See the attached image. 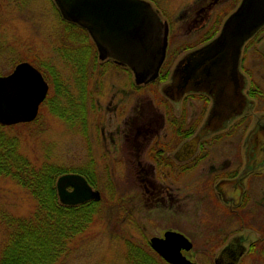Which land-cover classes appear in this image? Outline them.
<instances>
[{"label": "rangeland", "instance_id": "1", "mask_svg": "<svg viewBox=\"0 0 264 264\" xmlns=\"http://www.w3.org/2000/svg\"><path fill=\"white\" fill-rule=\"evenodd\" d=\"M52 1L0 0V75L12 71L18 61L26 59L42 67L48 73L49 80L53 81L49 100L42 105L38 120L6 131L8 135L19 137L20 152L37 165L49 161L74 170L82 169V172L87 170L96 185L90 184L100 192L101 198L83 203H94L95 207V211L86 218L84 214L76 215L73 209L69 211L74 224L69 227L68 219L64 222L70 236H67L61 246L63 250L53 257V262H49L48 258L46 261L50 264H136L134 243L142 246L147 244V238L154 232L159 233L156 226L152 228L148 219L151 210H155L154 214L160 217L158 221L166 226V210L169 206L179 204V196L169 200L170 204L166 199L158 206L157 200L150 196L137 176L138 168L132 160L135 158L132 154L134 149L124 146L120 151H109L108 147L112 146L106 143V137L110 140L112 132L117 137L120 129L126 127L125 119L131 120L134 111L123 112L124 114L113 118L108 115L111 111L106 113L103 107L106 105L107 110L113 108L115 111L117 105H120L117 104L120 103L119 98L124 93L129 94L131 99L122 104H129V107L136 101L135 98L140 101L153 98L158 104L159 99L164 98L161 92L164 83L155 82V85L140 89L138 92L142 96H139L131 90L134 88V75L131 71L116 66L111 60L101 61L98 54L96 59L93 52L90 51L89 54L85 50L87 48L82 41L74 42L73 37L69 42L70 52H67L68 39L65 33L62 34V16L58 14ZM157 1L158 5L153 1L151 3L158 9L162 20L170 24L167 59L172 72L187 53L209 42L200 40L217 26L218 21L221 22V29L223 22L237 9L241 0H223V4H214V0ZM75 49L80 54L82 52V61L88 58V62L94 65L91 64L93 74L87 88L78 83ZM253 59L254 72L251 76L256 80L257 76L263 75L264 70L260 69L264 67V58L255 56ZM256 81L259 82L260 89L264 88L263 81ZM58 85L61 93L56 92ZM197 101V110L201 112L205 109V100ZM75 103L80 106L76 108ZM257 109L260 111L261 107ZM187 110L189 112L191 108L188 106ZM60 112H67V115L70 113L72 118L65 120L57 114ZM188 112L187 116L190 114ZM206 117L201 119L200 124L205 123ZM220 143L219 150L222 152L230 145H242L238 137L233 143L224 140ZM184 194L189 197L191 193L184 191ZM36 203V199L15 179L0 175V248L2 244L8 247L9 242L11 243L9 238L15 228L13 224L17 221L14 219L32 216L36 211ZM80 204L67 206L76 207ZM195 209V202L188 200L186 211L189 217L195 215ZM180 226L195 239L194 233L190 231L193 229L191 222ZM38 233L39 231H35V236ZM167 233L168 231L165 235ZM28 235L31 237V234ZM199 245L201 243L197 240L191 257L200 259L202 255L203 264H210L208 259L213 257V251L201 249ZM37 246L33 245V248ZM24 247L19 263L30 259L26 254L27 246ZM41 247L43 246L34 251V254H42ZM10 252L9 250L8 255ZM154 262L159 264L157 260ZM186 262L192 263L190 260Z\"/></svg>", "mask_w": 264, "mask_h": 264}, {"label": "flooded vegetation", "instance_id": "2", "mask_svg": "<svg viewBox=\"0 0 264 264\" xmlns=\"http://www.w3.org/2000/svg\"><path fill=\"white\" fill-rule=\"evenodd\" d=\"M52 2L56 5L55 0ZM223 2L214 0V4ZM60 19L64 24L62 34L65 33L68 39L67 52H70L74 22L63 17ZM168 25L170 32L169 22ZM259 31L257 37L248 40L242 48L239 72L232 74L227 71L211 81L212 86L209 85L206 91L189 90L180 98H171L163 90L172 80L174 70L171 72L169 69L167 80L161 86L164 98L159 99L158 104L153 98L141 101L135 98L136 101L129 107V104H122L131 99L129 94L124 93L115 111L113 108L107 110L106 105L103 107L106 113L111 111L108 115L113 118L123 112L134 111L131 120L125 119L126 127L120 129L117 137L112 131L110 140L106 137V143L112 146L108 147L109 151H120L124 146L134 149L132 154L135 158L132 160L138 168L137 176L150 196L157 200L158 206L166 199L169 201L179 196V204L166 210L165 227L158 221L160 217L154 214L155 210H151L148 219L159 233L154 232L147 238V244L141 246L134 243L136 264H149L156 260L159 264H172L155 249L153 242L154 238H165L167 231L181 234L188 240L191 245L189 248L182 247L180 252L194 264H203L204 261L202 255L200 259L191 257L197 240L201 249L213 251V257L208 259L210 264H264V88L260 89L256 81L264 82V67L260 69L263 75L257 76L256 80L251 76L254 72L253 58H264V26ZM110 60L116 66L131 71L114 58L103 61ZM23 61L30 62L42 72L49 91L33 121L5 126L15 127L37 121L53 86L48 73L45 76L44 69L31 60L18 61L13 70L4 75L12 73L16 65ZM154 83L134 82L131 90L142 96L138 91ZM221 87L224 90L221 91ZM197 99L205 100V109L201 112L197 110ZM188 106L191 108L189 112ZM259 106L260 111L257 109ZM204 117L205 123L200 124ZM236 137L240 138L242 145H230L225 152L219 150L220 141L233 143ZM184 191L194 195L187 197ZM188 200L196 204L193 217L187 215ZM188 222L193 225L190 231L195 239L186 229L180 228Z\"/></svg>", "mask_w": 264, "mask_h": 264}, {"label": "water", "instance_id": "3", "mask_svg": "<svg viewBox=\"0 0 264 264\" xmlns=\"http://www.w3.org/2000/svg\"><path fill=\"white\" fill-rule=\"evenodd\" d=\"M55 2L65 19L89 31L102 60L112 57L128 65L134 71L137 83H149L159 77L168 48L169 25L151 1ZM262 26L264 0H242L213 40L179 60L164 93L173 99L180 98L189 90L206 91L211 81L227 71L237 74L245 42ZM48 91L49 84L39 69L28 61L18 63L12 73L0 75V123L33 121ZM56 184L60 201L66 205L101 198L100 192L94 190L80 173L62 174ZM153 242L155 249L172 264H194L187 263L188 259L180 252L182 247L189 248L190 245L183 235L168 232L165 238H154Z\"/></svg>", "mask_w": 264, "mask_h": 264}, {"label": "trees", "instance_id": "4", "mask_svg": "<svg viewBox=\"0 0 264 264\" xmlns=\"http://www.w3.org/2000/svg\"><path fill=\"white\" fill-rule=\"evenodd\" d=\"M151 1L157 3V5L159 4L157 0ZM72 25L74 27V42L82 41L87 48L85 50H87L89 54L90 51L93 52L97 59V49L93 41L90 39L86 29L75 23ZM220 25L221 22L218 21L217 26L210 30L208 34L202 36L200 41L208 42L213 39L218 34ZM259 32L260 31L258 30L256 34H259ZM256 34L249 40L257 37ZM75 51L74 56L77 59L75 63L77 68L75 71L78 77V83L83 88H87L89 78L93 74V71L91 70L93 63L88 62V58L86 60L83 59L82 61V52L80 54L79 51H76L78 52V55L76 56ZM93 62L95 61L93 60ZM170 66L171 64L167 59L161 68L159 78L154 82H163L164 80H167ZM43 72L44 75L47 76V72ZM56 92L61 93L59 85ZM75 104L76 106H74L77 108L79 104ZM84 104L85 102L82 103L83 108ZM57 114L65 120H68V117L72 118L69 116L70 113L67 115V112H60ZM27 124L28 123H22L19 125ZM11 127L13 126H5L0 123V175L15 179L23 188L28 190V192L36 199L37 203L36 211L32 216L14 219L17 221L13 224L15 228L11 238H9V240H11L9 246L11 245V247H5L3 244L1 245L0 264H50L48 261H52L55 254H58L63 250V247L61 248V246L65 243L67 236H70L69 231L66 229H68V226L71 227V225L74 224V218H71L69 211L73 209V212L77 213L76 215L84 214L85 218L92 211H95V207H93L94 203L90 202L80 204L76 207L62 204L59 200L56 189L57 179L64 173L78 172L85 175L92 185L96 184L87 170L82 172V169L81 171L79 169L74 170L49 161H44L40 165L34 163L26 155L20 152L19 137L8 135L6 130ZM66 219L70 222V224L68 223V226L64 222ZM3 224L4 221H2L1 225ZM35 231H39L36 236ZM28 234H31V237ZM62 234H64V236ZM33 245L38 246L33 248ZM24 246H27L28 253H25L28 254L30 259L19 263L21 258L20 254L22 252L24 253L25 250ZM40 246H43L41 247L42 254H34V251L40 249ZM9 250L11 252L8 255ZM46 259L48 261H46ZM149 264L156 263L151 261Z\"/></svg>", "mask_w": 264, "mask_h": 264}, {"label": "bare ground", "instance_id": "5", "mask_svg": "<svg viewBox=\"0 0 264 264\" xmlns=\"http://www.w3.org/2000/svg\"><path fill=\"white\" fill-rule=\"evenodd\" d=\"M56 3V2H55ZM55 7H56V9H57V11L59 12V14L62 16V13H61V11H60V9H59V7H58V5L56 4L55 5ZM63 17V16H62ZM84 29H86V28H84ZM86 31L88 32V34H89V36H90V39L93 41V43H94V45H95V47H96V49H97V52L99 53V51H98V48H97V45H96V43H95V41H94V39L92 38V36L90 35V33H89V31L86 29ZM119 63V62H118ZM121 64V63H120ZM122 65H126V64H122ZM126 66H128V65H126ZM129 67V66H128ZM130 69H131V71H132V74L134 75V82L136 83V84H146V83H137L136 82V80H135V73H134V71L132 70V68L131 67H129ZM209 85H211L210 83H209ZM230 85V84H229ZM212 86V85H211ZM232 86V85H231ZM222 88V87H221ZM221 90V89H220ZM220 97L222 96V95H219ZM85 176V175H84ZM86 177V176H85ZM86 179H87V177H86ZM88 180V179H87ZM89 182V181H88ZM57 193H58V191H57ZM58 197H59V195H58ZM59 200H60V198H59ZM61 202V201H60ZM62 203V202H61ZM63 204V203H62ZM64 205H66V204H64ZM67 206V205H66Z\"/></svg>", "mask_w": 264, "mask_h": 264}]
</instances>
